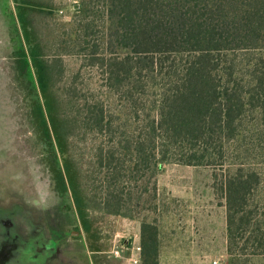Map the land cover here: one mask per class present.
Segmentation results:
<instances>
[{"label":"rangeland","instance_id":"obj_1","mask_svg":"<svg viewBox=\"0 0 264 264\" xmlns=\"http://www.w3.org/2000/svg\"><path fill=\"white\" fill-rule=\"evenodd\" d=\"M42 1L51 9L41 25L47 33L44 57L56 66L53 89L62 107L60 114L74 122L71 151L90 183L95 206L100 208L94 225L98 234L84 237L87 256L105 258L108 252L122 257L121 243L129 238L131 244L124 249L128 255L119 259L123 264H141V221L145 220L158 229L159 264H264V246L255 240L264 232V84L256 90L252 82L255 69L264 72V32L258 44L230 38L210 53L211 77L218 91L236 88L244 99L230 129L220 127L216 120L206 125V134L173 137L169 133L167 138L157 128L152 130L160 122L159 107L164 105L167 110L173 95L181 90L196 52L167 48L147 53L148 58L140 60L137 43L116 34L119 25L109 0ZM178 1L181 17H158L166 26L194 15L217 18L209 10L191 13L195 5L202 8L201 1ZM245 2L258 7L264 16V5ZM136 14L134 25H139V12ZM262 21L264 17V24ZM15 22L12 0H0V239L7 236L28 243L42 235L49 242L56 240L60 251L53 258L38 254L35 264H43L41 260L46 258L48 264H63L61 257L81 264L84 256L76 251H84L83 240L70 236L75 234L72 214L53 190L52 169L61 159L30 131L29 104L38 91L28 74L20 80L16 77L14 55L22 38ZM217 101L222 102L221 98ZM139 139L181 140L168 149L171 160L156 170L139 166L135 151ZM204 151L213 155L204 158L205 164L177 160L187 159L191 153L200 157ZM99 153L104 159L101 163ZM105 167L110 169L108 178ZM227 173L250 177L253 187L245 204L252 222L240 230L236 221L234 228L239 230L232 256L227 250L226 205L220 189L222 175ZM112 196L119 201V209L132 218L104 212L115 204ZM29 244L23 246V253L32 260ZM117 249L119 253L114 254Z\"/></svg>","mask_w":264,"mask_h":264},{"label":"trees","instance_id":"obj_2","mask_svg":"<svg viewBox=\"0 0 264 264\" xmlns=\"http://www.w3.org/2000/svg\"><path fill=\"white\" fill-rule=\"evenodd\" d=\"M109 1L111 14L117 18L119 25L116 34L122 40L128 39L134 41V44L137 43L140 60L147 59L149 56L147 53L159 52L167 48H185L197 54V59L187 67L181 90L173 95L168 109L165 110L164 105L159 107L160 122L157 127L154 126L153 132L157 131V128L165 136L167 135V138L169 133L173 137L189 135L196 137L204 132L206 134V125H212L211 122L216 120L220 121V127L230 129L237 118V113L244 106V99L237 94L236 88L234 90L224 88L221 92L218 91L211 77L209 57L212 50H215L221 43L229 41L230 38L240 41L249 40L257 44L263 40L261 32H264V24H261V19L264 16L258 7H249L245 0H198L201 1L202 8L197 9L199 5H195L191 13H198L200 10L201 12L207 10L208 13L209 10L217 18L202 13L208 15V20L204 16L194 15L185 19V22H180V19L172 20L171 24L166 26L164 19L158 17L166 14H172L175 18L181 17L182 11L178 0ZM165 1L169 3L166 5ZM254 1L255 5H264V0ZM12 2L16 28L22 38V46L14 55L16 77L20 80L23 75L28 74L38 91L29 104L27 119L30 131L35 134L36 139L48 143L50 149L59 154L61 163L56 169H52L55 184L53 190L57 192L64 206L71 212L74 226H80L87 238L91 236L95 238L98 229L94 225L97 222L96 213L100 211V208L95 206V196L88 186L90 183L82 174L81 167L71 151L70 134L73 131L74 122L60 114L62 107L53 89L57 82L56 66L44 57L47 33L43 31L41 25L43 16L51 14V9L42 0H12ZM231 5L234 9L229 10L228 7ZM84 6L83 1L81 8ZM138 12L139 25H134V18L137 17ZM159 12L161 13L158 14ZM215 21L218 23L215 24ZM154 24H157L156 27L152 26ZM221 25L223 27H220ZM153 65L154 63L151 62L152 68ZM256 71L258 70L255 69L253 73L256 79H252V82L257 90L264 84V72L261 70L257 73ZM219 98L222 100L221 103L217 101ZM64 101L67 104L65 97ZM98 123H102L101 118ZM180 140L139 139V146L135 148L139 166L142 165L146 169L154 167L160 170L165 161L171 160L167 156L168 149L173 147V142ZM101 155L99 153L98 156L100 163L104 160ZM207 156L209 159L213 158L211 152L205 153L204 151L200 157H197L196 153H191L187 159L177 160L188 165H202L205 164L204 158ZM152 159H156L154 164H152ZM105 170L104 176L108 178L110 169L105 167ZM249 178H243L237 174L222 175L220 189L225 198L227 250L231 256L233 254L232 244L236 241V230H239L234 228L236 221L240 223V230H246L252 222V214L248 216L245 212V204L253 188L251 178ZM112 199L115 204L105 207L106 214L132 218L129 213L119 209L117 198L112 196ZM261 223L264 224V215ZM244 225L246 226L243 227ZM257 225L259 227L258 222ZM260 229L261 227L258 228ZM255 240L259 246H264V232ZM158 256V229L155 225L143 220L141 221V264H159Z\"/></svg>","mask_w":264,"mask_h":264},{"label":"flooded vegetation","instance_id":"obj_3","mask_svg":"<svg viewBox=\"0 0 264 264\" xmlns=\"http://www.w3.org/2000/svg\"><path fill=\"white\" fill-rule=\"evenodd\" d=\"M35 232V231H34ZM33 234H36L34 233ZM74 235L70 234V236H73L75 238H80L83 240V244L85 246L84 251L81 249H78L76 252H78L80 255L84 257H80L82 260L81 264H93V258L90 256H87V253L89 252L88 249V244L85 241V234L82 231V228L80 226H76L74 229ZM3 235V234H2ZM42 239H35L33 241H30L28 243L29 246L27 248H30L29 250H32L34 252V256H31L33 259L32 260H27L25 257L26 254L23 253V246L27 245V240H13L11 237L5 236L4 238L0 239V264H35L38 254L43 255V256H49V258L57 257L60 249L58 248V245L56 244V240L51 239V242H49L46 238L44 239L43 236L41 235ZM41 240V241H40ZM33 244H43L42 247H35ZM130 244L128 239H124L121 243V251L122 252L128 245ZM22 246V247H20ZM93 253L96 251H92ZM79 256V255H78ZM36 258V259H35ZM27 260V262H20ZM43 264H48L47 263V258L44 260ZM61 263L63 264H73V259L71 258H64L61 257Z\"/></svg>","mask_w":264,"mask_h":264},{"label":"crops","instance_id":"obj_4","mask_svg":"<svg viewBox=\"0 0 264 264\" xmlns=\"http://www.w3.org/2000/svg\"><path fill=\"white\" fill-rule=\"evenodd\" d=\"M125 239H128L129 240V238H125ZM131 244V243H130ZM129 246V245H128ZM127 246V247H128ZM127 247L125 248V250L127 249ZM125 250H123L122 251V254H123V256L122 257H116V256H111L108 252H107V256L104 258V257H100V256H96V255H93L94 256V259H93V264H117V263H115V261H113V259H111V260H108L109 258H116L117 259V261L119 262V260H120V264H123L122 262L123 261H121V259L122 260H125L126 259V257H127V255H128V253H126V251ZM93 254H101L99 251L97 252H94ZM93 256H91L92 258H93ZM102 258V259H101ZM119 258H121V259H119ZM105 259V260H104ZM108 260V261H107Z\"/></svg>","mask_w":264,"mask_h":264},{"label":"built area","instance_id":"obj_5","mask_svg":"<svg viewBox=\"0 0 264 264\" xmlns=\"http://www.w3.org/2000/svg\"><path fill=\"white\" fill-rule=\"evenodd\" d=\"M118 253H119V250L118 249L114 251V254H118ZM137 258H138V260H140L139 254H138Z\"/></svg>","mask_w":264,"mask_h":264}]
</instances>
